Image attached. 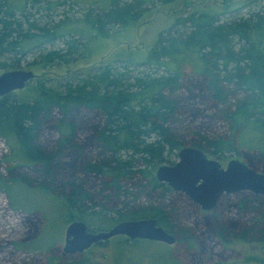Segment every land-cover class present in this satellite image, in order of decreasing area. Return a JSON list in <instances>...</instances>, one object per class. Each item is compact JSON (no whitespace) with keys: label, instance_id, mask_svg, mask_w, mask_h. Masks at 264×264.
I'll return each instance as SVG.
<instances>
[{"label":"trees","instance_id":"trees-1","mask_svg":"<svg viewBox=\"0 0 264 264\" xmlns=\"http://www.w3.org/2000/svg\"><path fill=\"white\" fill-rule=\"evenodd\" d=\"M172 1L91 0L102 9L96 13L88 10L82 18L40 24L31 20L27 6L32 3L41 10L45 0H0V56L11 61L9 65L0 62V69L19 66L22 58L37 49L42 52L30 63L34 67L45 70L75 63L92 54L89 42H104L113 26L132 28L147 12V4ZM60 39L64 49L43 51L45 45ZM115 52L114 59L78 77L53 83L46 75H37L31 81L35 95L30 101L13 93L0 98V137L11 150L9 160L16 163L9 180L57 193L54 196L75 213L70 222L82 220L90 231L108 230L124 220L156 218L160 226L192 245L199 237L189 229L174 231V218L162 207L120 209L117 219H107L106 206L100 200L113 194L118 201L121 181L135 174L137 159L171 162L164 154L171 156L187 144L173 125L182 109L176 92L182 88L188 68L204 80L207 97L218 107L216 116L225 118L231 130L228 138H203L194 146L216 156L252 150L264 165V7L248 18L231 21H221L216 13L181 15L160 33L149 53L136 49ZM83 110L96 111L102 118L85 142L77 136ZM52 127L59 136L47 146L41 137ZM93 145L99 147L103 159L88 160L86 149ZM21 167L29 168L36 177L19 171ZM91 177L102 179L98 192ZM154 182L156 187L164 186ZM220 206L212 215L215 233L222 238L258 241L264 248V201L260 196L250 193L237 205L240 214L256 216L248 226L223 220Z\"/></svg>","mask_w":264,"mask_h":264},{"label":"rangeland","instance_id":"rangeland-1","mask_svg":"<svg viewBox=\"0 0 264 264\" xmlns=\"http://www.w3.org/2000/svg\"><path fill=\"white\" fill-rule=\"evenodd\" d=\"M99 5L100 3H91V0H45L40 5L41 10H37L38 6L35 7L32 3L27 7L33 15L31 20L40 24H53L66 18H82L88 10L96 13L102 9ZM145 7L147 12L132 28L122 30L120 26H113L104 42L100 44L96 41L89 42L92 54L80 58L75 63L58 64L45 70L34 67L30 63L38 59L42 52L37 49L22 58L19 66H8L0 69V73L32 70L37 75H46L50 81L57 83L58 79L63 78L64 81V78L78 77L94 66L107 63L114 59L115 51L118 50L136 49L144 55L149 53L160 33L172 27L176 18L181 15L207 12L219 14L221 21L238 20L263 10L264 0H175L166 4L155 2ZM64 46V40L60 39L53 44L45 45L43 51L61 50ZM138 56L140 58L142 54ZM8 58L0 56V62L9 65L11 61ZM182 84V88L176 92V96L181 100L182 109L179 120L173 125L177 135L187 141L180 150L184 147H195L194 142L199 139L231 136L230 123L225 118L216 116L218 107L207 97L204 80L188 68L184 71ZM31 86H34V82L22 90L15 91L14 96L30 101L35 95ZM101 119V115L96 111L83 110L78 116L79 141L85 142L91 138L93 127L101 123ZM58 136L59 133L52 127L45 130L41 140L47 146H51ZM180 150L171 156L164 154V159L169 157L167 159L171 162L166 160L162 163L146 162L137 159L133 168L135 174L121 181L122 189L118 201L112 194L107 200L101 198L100 202L106 206L107 219H117L119 217L117 211L120 209L162 207L174 218L172 222L174 231L182 233L183 229L191 230L192 234L199 237L193 240L195 243L192 242V245L184 243L176 235L175 244L143 239L130 240L126 236L118 235L94 244L81 253L69 254L64 251L65 233L70 223L75 221L70 222L71 216L75 213L68 203L54 196L57 193L51 194L37 187L39 186L37 184L28 187L22 181L12 183L9 180L10 169L16 163L9 160L11 150L5 139L0 137V264H264V248L261 242L220 237L214 232L212 220L214 211L203 210L187 194L173 190L167 183L162 182L163 187L154 185L155 180L159 182L158 168L162 165H175L180 160ZM204 152L208 158L217 160L224 168L231 160L238 159L264 174V165L257 159L255 151L247 149L228 151L218 156L212 155L208 150ZM85 154L88 160L103 159L97 145L87 148ZM19 171H28L32 179L36 177V174L27 167H21ZM90 179V182L93 180L97 183L95 188L98 192L102 179L95 177ZM166 187L170 190L166 191ZM108 193L109 190L103 192V195ZM248 194H250L248 191L224 193L219 202L221 206L218 208L222 212V219L246 226L253 223L256 217L254 213L240 214L237 208L243 197ZM261 199L264 201V197ZM262 209L264 211V207ZM51 258H54V262Z\"/></svg>","mask_w":264,"mask_h":264},{"label":"water","instance_id":"water-1","mask_svg":"<svg viewBox=\"0 0 264 264\" xmlns=\"http://www.w3.org/2000/svg\"><path fill=\"white\" fill-rule=\"evenodd\" d=\"M37 77L32 70H12L0 73V98L24 89ZM175 165H162L157 170L159 182L167 183L175 191L187 194L203 210L215 208L226 193L250 191L264 197V174L243 161L231 160L226 168L196 147H184ZM118 235L130 240L143 239L175 244L177 237L158 224L156 218L120 221L108 230L93 232L82 220L70 223L65 233L64 251L81 253L94 244Z\"/></svg>","mask_w":264,"mask_h":264},{"label":"flooded vegetation","instance_id":"flooded-vegetation-1","mask_svg":"<svg viewBox=\"0 0 264 264\" xmlns=\"http://www.w3.org/2000/svg\"><path fill=\"white\" fill-rule=\"evenodd\" d=\"M224 168V167H223ZM248 192H250V191H248ZM251 194H253V195H256V194H254V193H252V192H250ZM257 196H261V197H263L262 195H257ZM222 197H220V199H221ZM220 199L218 200V203H217V205L215 206V208L214 209H212V210H210V211H215L216 210V208L218 207V205H219V202H220Z\"/></svg>","mask_w":264,"mask_h":264},{"label":"bare ground","instance_id":"bare-ground-1","mask_svg":"<svg viewBox=\"0 0 264 264\" xmlns=\"http://www.w3.org/2000/svg\"><path fill=\"white\" fill-rule=\"evenodd\" d=\"M2 204V203H1ZM6 207V206H5ZM8 208V207H7Z\"/></svg>","mask_w":264,"mask_h":264}]
</instances>
